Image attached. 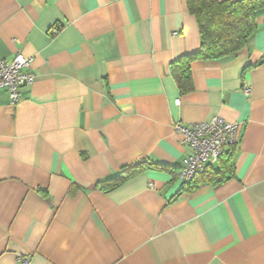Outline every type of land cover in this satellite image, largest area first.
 <instances>
[{"label":"crops","instance_id":"crops-1","mask_svg":"<svg viewBox=\"0 0 264 264\" xmlns=\"http://www.w3.org/2000/svg\"><path fill=\"white\" fill-rule=\"evenodd\" d=\"M254 19L183 91L172 64L201 44L187 0H0V60L33 73L15 105L0 88V264H264V7ZM213 116L240 140L206 168L222 181L188 187L173 125Z\"/></svg>","mask_w":264,"mask_h":264},{"label":"trees","instance_id":"trees-1","mask_svg":"<svg viewBox=\"0 0 264 264\" xmlns=\"http://www.w3.org/2000/svg\"><path fill=\"white\" fill-rule=\"evenodd\" d=\"M187 5L196 18L201 44L197 52L184 55L172 64V73L183 91L191 89L190 62L192 60L220 59L234 54L246 44L257 28L254 13L264 7V0H187ZM233 148L234 145L232 150ZM231 153V151L223 153L218 161L227 163L230 161ZM224 173L223 169L216 172L205 169L185 184H188V187L200 182L215 184L225 178ZM128 175L130 172L126 171L108 181L106 185H116Z\"/></svg>","mask_w":264,"mask_h":264},{"label":"built area","instance_id":"built-area-1","mask_svg":"<svg viewBox=\"0 0 264 264\" xmlns=\"http://www.w3.org/2000/svg\"><path fill=\"white\" fill-rule=\"evenodd\" d=\"M32 80L30 58L17 54L9 62L0 60V88L6 89L10 104L15 105L19 101L21 89ZM245 91H249L248 86H245ZM173 129L187 149L177 174L182 184L216 162L228 147L239 142L241 135L239 124L226 121L221 116L190 124L175 123Z\"/></svg>","mask_w":264,"mask_h":264}]
</instances>
